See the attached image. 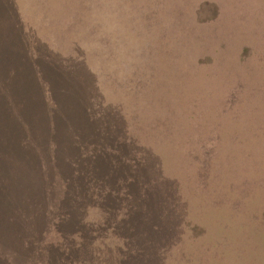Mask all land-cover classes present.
Returning <instances> with one entry per match:
<instances>
[{"label":"rangeland","instance_id":"obj_1","mask_svg":"<svg viewBox=\"0 0 264 264\" xmlns=\"http://www.w3.org/2000/svg\"><path fill=\"white\" fill-rule=\"evenodd\" d=\"M11 2L17 9L7 14L5 5ZM2 14L14 21L23 16L19 31L26 36V60L34 57L35 65L29 75L40 76V41L47 57L60 54L56 64L72 56L74 69L67 77L80 91L81 104L86 102L82 116L89 126L99 114L85 99L96 89L104 104L98 110L93 101L96 112L107 108L110 119L120 122L99 151L90 153L96 146L77 151L79 158H89L78 161L86 171L89 162L94 165L91 156L106 154L98 169L103 180L93 179L96 189L106 190L96 200L101 209L88 207L82 216L113 221L118 230H127L132 220L120 195L132 184L127 178L112 184L103 173L114 168L106 149L116 143L119 156L127 167L136 166L138 176L160 161V172L147 177V186L164 195L158 210L169 205L173 214L167 236L156 234L161 245L148 264H264V0H0ZM5 29L0 20V37ZM4 65L10 74L20 69L12 60ZM91 75L95 83L88 85ZM42 85L55 102L54 82L44 79ZM135 143L142 153L129 152ZM47 161L40 166V208L47 211L40 220V264H46L45 242L77 246L76 224L68 210L62 211V222L57 210L62 198L74 202L76 192L63 190L68 180L61 181ZM89 173L96 176L90 168ZM7 217H0V264H19L9 255L15 235ZM105 228L95 234L91 248L109 232ZM14 231L20 232L18 226ZM107 235L113 242L103 256L109 260L115 238ZM125 238L134 242L136 234L126 232ZM135 249L147 254L137 242ZM145 261L135 258L132 264Z\"/></svg>","mask_w":264,"mask_h":264},{"label":"trees","instance_id":"obj_2","mask_svg":"<svg viewBox=\"0 0 264 264\" xmlns=\"http://www.w3.org/2000/svg\"><path fill=\"white\" fill-rule=\"evenodd\" d=\"M11 8L17 9L12 2L5 5L7 14L10 13ZM2 15L4 16L0 15V20L6 24V29L0 37V217L3 218V215L9 217L7 218L13 229L11 234L15 235L8 247L9 255L14 257L13 262L16 260L19 264H40V238L43 235V233L40 234V220L42 221V216L47 213L45 208L42 206V209L40 208V166L43 160H48L50 170L59 174L61 181L68 180L67 187L63 190L67 194L70 188L73 189L72 192H76V196L75 193L73 197L69 195L74 202L70 198H62L57 210L62 222L65 221L61 215L62 211L68 210V219L76 224L72 230L76 231L77 246L69 245V242L66 244L53 240L45 242L43 256L46 264H104L106 258L103 256V250L113 242L107 235L109 233L115 238V242L111 244L113 250L110 251L109 260L106 259L107 264L113 262L132 264L135 258H145L144 264H148L152 258L151 255L161 245V239L157 238L156 234L167 236L169 230L166 231L165 228L169 222H166L173 214L169 211V205L167 210H158V204L163 203L164 195L150 189L152 186H147V177L154 178L152 173L160 172V161L157 159L153 162L156 163L154 166L155 168L157 166V169H154V166L147 167L148 170L138 176L134 173L136 166L131 164L127 167L126 161L119 156L117 144L111 143L106 152L114 160V168L112 167V171L107 169L103 173L108 174L107 179L112 180V184L126 178L132 184L130 187L120 189L122 201L131 208L130 212L128 210L126 212H129L132 220L129 221L127 230H118L114 228L116 223L113 221L103 222L95 218L89 220L85 218V215L82 216L88 207L94 206L101 209L98 204L96 205V200L99 202L103 197L101 192L105 193L106 190L96 189L93 179L103 180V177L98 175L100 173L98 169H102L106 154L102 159L101 156L99 158H94L96 155L91 156L90 160L94 165L90 167L89 162L86 166L88 171H86L85 169L80 170L78 161H85L89 158H79L77 151L90 146H96V149L90 150L91 154L96 150L99 151L103 139L110 138L111 135L115 136L112 127L119 126L120 122L112 121L110 118L113 117H110L108 109L104 106V110L107 111L101 114L96 112L103 104L102 96L96 89L90 93L88 99H85L93 107L92 113L99 114L96 115L98 119L93 121L94 128L89 126L87 118L82 116L85 113L86 102L81 104L80 91L70 86L69 76L67 77L68 70L74 69L72 56L65 57L67 62L62 63L58 60L56 64L57 61L53 59H60L58 57L60 54L55 52L54 57L51 55L47 57L48 53H44L46 50L40 41V76L29 75L30 68L35 65L34 57H29L30 61L26 60L28 58L23 42L26 36L21 35L19 31L21 25L24 26L23 16L20 14L14 21L11 15ZM11 60L20 66L23 72L16 69V74L13 71V74L7 73L4 64H9ZM89 78L95 79V77L93 75L88 77V85L95 83V81H89ZM44 79L54 82L56 86H52L54 93H51L55 102L48 99L47 90L44 89L46 86L42 85ZM47 83L51 86L50 82ZM93 101L99 107L98 110L93 105ZM42 106L45 108L42 109ZM50 108L53 112H49ZM66 112L74 115L66 116ZM113 112L112 110L111 113ZM119 119L122 123L125 122L123 116ZM84 120L87 121L85 123L91 129L90 132L80 127V124L87 127L86 124L81 123ZM102 125L106 133H103ZM129 145V152L135 148L136 153L139 151L142 153L140 143ZM82 154L85 153L82 152ZM10 159L12 161L7 162ZM130 161L134 163L136 158ZM73 162L78 164L76 168H72ZM89 168L96 173V176L90 175ZM73 169L74 173H79V175L71 173ZM68 174L73 176L68 179ZM133 186L134 189H131ZM42 191L44 192L43 189ZM144 216L147 217L145 221ZM61 221L58 220V223ZM53 222L52 220L51 225ZM17 226L20 230L18 233L15 232L17 229L14 231ZM102 226L103 228L109 226L104 231L110 230L105 236H101L98 245L91 248L95 234L102 229ZM148 231L152 234H147ZM126 232L136 234V240L126 242ZM135 242L139 243L140 249L147 254L138 252L135 249Z\"/></svg>","mask_w":264,"mask_h":264}]
</instances>
